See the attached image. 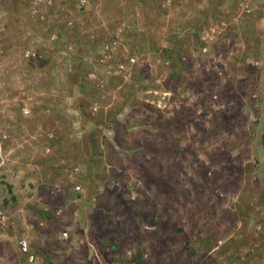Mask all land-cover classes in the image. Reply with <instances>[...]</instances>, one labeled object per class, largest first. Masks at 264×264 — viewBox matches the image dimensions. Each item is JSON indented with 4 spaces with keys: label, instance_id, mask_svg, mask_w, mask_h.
<instances>
[{
    "label": "rangeland",
    "instance_id": "374dc122",
    "mask_svg": "<svg viewBox=\"0 0 264 264\" xmlns=\"http://www.w3.org/2000/svg\"><path fill=\"white\" fill-rule=\"evenodd\" d=\"M32 1L0 0V210L15 223L6 235L0 232V264H25L17 247L22 232H28L40 264H264V226L257 222L264 216V0H88L87 8L71 2L54 6L49 11L59 16L52 20L69 36L58 48L73 44L71 53L80 54L72 63L91 58L90 46L121 25L129 29L122 52L144 53L135 69L142 79L135 78L133 88L135 74L130 81L114 75L101 90L85 84V74L72 92L64 58L23 56L22 43L32 51L50 46L52 16L43 28L44 15L29 14ZM66 21H73L71 30ZM202 35L213 37L207 51L200 49ZM175 43L187 57L182 83L167 82L170 69L157 61L163 60L162 47ZM149 88L158 94H146ZM207 93L212 99L202 101ZM25 106L30 114H24ZM182 107L192 111L179 138L183 151L172 150L168 160L161 152L138 153L147 131L157 128L159 114L170 118ZM214 112L223 118L220 131L221 118L212 120ZM99 116L103 127L95 121ZM113 117L122 125L108 121ZM230 117L234 125L225 124ZM164 137L170 146L177 138L170 132ZM225 150L230 156L212 164L209 153ZM81 155L82 168L96 180L110 181L107 188L94 187L95 201L89 195L70 201L71 210L59 218H42L39 210L57 198L46 194L49 188L61 187L68 195L73 181L84 187L81 176L65 170ZM113 173L121 179V199L113 189ZM203 173L206 179L225 180L216 194L195 191ZM210 198L219 202L206 222L196 212ZM243 202L248 213L231 220V231L217 243H206L207 227L213 225L214 234L221 235L223 214L240 211ZM136 212L152 220L145 222ZM25 221L40 225L27 231ZM50 226L48 237L42 230ZM66 229L70 236L63 239ZM97 237L105 243L99 245ZM46 242L44 254L38 247ZM251 249L254 258L246 255Z\"/></svg>",
    "mask_w": 264,
    "mask_h": 264
},
{
    "label": "trees",
    "instance_id": "16d2710c",
    "mask_svg": "<svg viewBox=\"0 0 264 264\" xmlns=\"http://www.w3.org/2000/svg\"><path fill=\"white\" fill-rule=\"evenodd\" d=\"M1 1H2L3 4H5V2L8 3V0H1ZM4 6H6V5H4ZM4 9L6 11V14L10 15L9 7L8 8L6 7ZM128 30L129 29H127L125 27L124 35H123V41H122V45L120 47V54L124 53V52H122V51H124L123 47L125 46V44L123 42H125V40H126V36L127 35H125V34L127 32L129 33ZM197 35H199V33H197ZM0 36H2V34ZM199 38H200V36H198V39ZM20 39H22V38L19 37V40ZM100 44H101V42L98 45L90 46V49L92 50V52L97 50L98 46ZM21 45L22 46H27L26 43H22ZM206 45H207V43H205L202 39H200V47H204ZM130 47L132 48V46H130ZM90 49H88V50H90ZM124 49H128L130 54H134V55L144 54V53H140V51H136V49H133L134 51L133 50L131 51L129 48H124ZM161 50H162V54H163L162 55L163 63L161 65L163 67L165 66V68L169 67V69H170V73L168 75V81L167 82H169V81L170 82H172V81H177L178 82L179 79H180V82L182 83L186 79V77H184V75H183V72L186 70V59H187L184 48L182 47V45H180L178 43H175V47L174 48L173 47H162ZM78 55H80V54H78ZM96 55H97V57L103 56V55H101L99 53H96ZM70 56H71V59H72V62H73V60H74L73 58L76 57V54L75 53H71ZM158 58H160V56ZM120 59L122 60L123 56ZM140 60H141V58H140ZM166 61H169V64H164V62H166ZM97 64L98 63L96 61L95 62H91L90 58H88V56H85V57H83V59L81 58L77 62L72 63L73 70L69 72L68 78H67L68 79L67 86L70 89V91L73 89L72 86L74 84H78L81 81V77L82 76H84L85 74H87L90 71H94V70L97 71V67H98ZM138 64H139V62L134 65L133 70H132L133 75L134 74L135 75L133 77V83L131 85V88H133L134 87L133 85L136 84L135 78H138L139 80L142 79V76H139L138 74L136 75V73H139V72H137L135 70V69H137L136 67H138ZM81 66L84 67V69H85L84 71H80V67ZM103 73L104 72L101 71V73H99V76L103 77ZM115 77H117V76H115ZM113 78H114V76H112L111 79L108 80L106 85H108L109 83L113 82ZM229 80H231L230 77H229ZM116 81H120V80L117 79ZM208 82H209V80L205 81V83H208ZM84 83L89 85V86H91L92 88H96L98 90H101L100 87H98V86H96L94 84H91L89 80L84 79ZM165 84H166V82H165ZM165 84L163 85L164 88H166ZM190 84L193 85L192 83H190ZM147 85H150V83L147 84ZM80 87L87 88L88 86L84 87V85L80 84ZM134 93H135V90L132 89L130 91V94L134 95ZM212 97H213L212 93H207L202 98V101H205L207 99H212ZM81 102H83V101L79 100V103H81ZM83 106H84V104H80L78 107L80 108V107H83ZM191 113H192V111L190 109L187 108L185 110L182 107V109H179L177 112H175L174 115L170 116V118H166V117H164V115L159 114L158 119H156L155 123H154V125L157 128H155L153 131H151V130L147 131V133L149 134V138L146 140V142L140 143L138 145V147L140 149L138 153H143V152L145 153L146 152V153L150 154L152 152H156V153L157 152H161V153H163V155L165 156V158L167 160L169 159V154H170V152L172 150H175V151L181 153L183 151V149L179 148V144H180L179 138L181 139V137H182L181 136L182 129L186 128L189 120H191V118L189 117V115ZM202 115L203 116L206 115V111H204V113ZM240 116L242 117L243 114H241ZM212 117H213L212 120H214L215 122H216V120L218 118L219 119L221 118L219 121L216 122V129L218 131H220L223 128V126H224L223 118L220 115H218L217 113H215V112L213 113ZM95 121L100 125V127H103V125L105 124V119H104L103 116L97 117L95 119ZM108 121L112 122L115 127L122 125L121 122H119L118 119H116L115 117L109 119ZM227 122L228 123H225V124L234 125L235 124V118L230 117L229 119H227ZM213 131L214 130L208 131L205 134V136L207 138L212 137ZM125 132L129 133L131 136L134 135V134L138 135L137 133H133L132 134L131 132H129L127 130H125ZM141 132H142V130H141ZM169 132L171 133L172 136L176 135V137H177L176 139H173V141L171 143V146H170L169 143L166 144V142H163L166 139V137H164V135H168ZM229 153H230L229 150L219 151V152H212V153L210 152L209 153V157H211L210 160H211L212 164L213 163H217V162L220 163V161H222L224 158L227 159V157L230 156ZM152 158H154V157L151 156V159ZM84 159H85L84 156L81 155V156L77 157L75 164L70 169L69 168H65V170H70L71 171V175L72 176H81L82 180L85 183L84 187H83L82 184L77 183V181H73L72 182V192L69 193L68 195L66 194V191H64V189H62L61 187H56L55 189L54 188L53 189L49 188L46 191V194L48 193V194H51V195H55L57 198H53L50 201V206L49 207H42V209L39 210V214L41 215L42 218H44L46 220L47 219H51V218H59L62 215H64V213L66 214L69 210H71V208L66 206L67 204L70 203V201L72 203H74L75 201L80 202V200L85 198L87 195L91 196V198L93 199V197H94L93 195L95 194V192L93 191L94 187H95V190H97V187L99 185L101 187L103 186L104 188H107V186H108L110 181H108V180H106V181L105 180H96V179L93 178V173L91 172L90 169H87L85 171L82 168V165H80L79 163H81V161H83ZM95 161H92V162L94 163ZM93 163L90 164V166L93 165ZM78 166L80 167V169L78 168ZM206 168L208 170V169L211 168V166L208 165ZM113 175H114V178L117 181V183H119L118 185L114 186L113 189H115L114 192H116L118 199H121L124 196L123 195L124 192L121 189V185H120L121 179L118 177V175H116V173H113ZM149 175H151V174L149 173ZM203 177H204V180H202V182H200V183H196L194 189H195L196 192L204 191V192L208 193V196L210 195L209 191L212 190V193L216 194L215 193V189L216 188H221V186H223V184L225 183V180H223V178L206 179L207 178V173H203ZM163 183L165 185H168L167 182H163ZM78 185L80 186V188L76 189V186H78ZM11 189H12V186L9 185V190H11ZM93 192H94V194H93ZM212 200L213 199L210 198V200L209 199L205 200V201H203V203L200 202V204H199L200 205V210H198L196 212V213H198L199 217H204L206 222H208V217L211 218L216 213V209H214L213 207H215L214 204L218 203L219 201L218 200H213L212 201ZM5 202H7V200H5ZM169 202H170V197L166 196V203H169ZM260 205H264V201H260ZM59 209H62V211H63L62 214H60V215L57 214V211ZM73 209L74 210H72V211L77 213V210L75 208H73ZM247 213H248V208L246 207V204L244 202L241 205L240 211L233 212V211L228 209L225 212V215L223 214V216H222L224 218L226 217L225 218L226 220L224 221V223H222L219 226V230H221V235L217 236L218 232H216L214 234V232H213V228L214 227H213V225H210V227H207V233H206V237H205L206 243H214V242L217 243L218 239L222 235L227 234L228 232L231 231V220L237 219L241 215H246ZM137 216L138 217L140 216V218L143 221H145V222L146 221L148 222V221L152 220V217L150 215H147L148 218H146V214H144V213H137ZM257 218H258L257 222H259L260 224H262L264 226V216H260V217H257ZM194 223L196 224V222H194L192 220V224L193 225H194ZM33 224L36 225V224H39V223H33ZM35 225H34V227H35ZM51 225H57V223H52ZM51 230H52V228L50 226L49 228H44L42 231H44L46 233V235L49 237V236H51ZM66 230H68V229H66ZM97 238L98 239L96 240V242L99 245H101L103 242L105 243V241H103L100 244L101 240H103V239H101L100 237H97ZM172 240H174V239H172ZM49 243L50 242H46L45 246H39L38 247L39 251L41 253L45 254V252L47 251V248L49 247L48 246ZM240 246L241 245H239L237 247L239 248ZM253 249H255L254 246H253ZM253 249H251L250 251H248V253H246L248 258H254V255H255L256 252ZM30 250H31V252H33L32 249H31V245H30ZM18 251H19V253L21 255L20 258H24L25 259V256L20 252L19 249H18ZM154 251H156V247H154ZM102 252H104V249H102ZM22 255H23V257H22ZM174 264H176V263H174ZM250 264H253V263H250Z\"/></svg>",
    "mask_w": 264,
    "mask_h": 264
},
{
    "label": "built area",
    "instance_id": "2783aa9c",
    "mask_svg": "<svg viewBox=\"0 0 264 264\" xmlns=\"http://www.w3.org/2000/svg\"><path fill=\"white\" fill-rule=\"evenodd\" d=\"M61 2H68L69 0H59ZM87 0H79V3L81 5H84ZM54 3V0H35L34 6L32 8L33 13H39L40 9L44 5H51ZM70 25H73V21H69ZM124 26H119L115 29H113L108 37H106L101 44L98 46V49L93 51V56L90 58L91 62H97L98 66H101L104 68L105 71L103 74V77L99 76V73L94 70L90 71L85 75V79L89 80L91 84H94L100 88H104L108 82L109 79H111L114 75H119L121 78H124L123 80L130 81L133 77V67L135 64H137L140 61V55H134L130 54H120V47L122 45L123 41V35H124ZM59 37V32H54L52 34V40H55ZM210 35H206L201 37V39L207 43L206 46L203 47L204 51H207L209 48L210 43L213 41ZM74 50V46L70 45L67 50V54L69 51ZM66 52V51H65ZM92 52V51H91ZM96 53H99L103 56L97 57ZM66 54V53H65ZM25 57H35L37 56L36 52L32 51L31 49L27 48L25 49V52L23 54ZM123 56V59L120 58ZM158 62H161L160 59L157 60ZM164 64H169V61L164 62ZM146 90V89H145ZM154 92V93H152ZM158 91L148 89L145 91L146 94H158ZM24 114H30L31 110L28 106H25L23 108ZM114 186L118 185L119 183H116L117 181L113 178L111 181ZM131 185V183H129ZM121 185V183H120ZM80 186H76V189H79ZM95 201V197H93ZM62 209H59L57 211V214H62ZM13 224L12 219L10 218V215L7 214L6 211L0 210V232L2 234H6L8 230L11 228V225ZM27 231H30L34 228V225L32 223H27ZM63 239H68L70 234L69 231H63L62 233ZM30 236L27 234L24 237H21L17 240V247L20 250V252L25 256V260L27 264H36L37 257L36 255L31 252L30 250Z\"/></svg>",
    "mask_w": 264,
    "mask_h": 264
},
{
    "label": "clouds",
    "instance_id": "9594fccd",
    "mask_svg": "<svg viewBox=\"0 0 264 264\" xmlns=\"http://www.w3.org/2000/svg\"><path fill=\"white\" fill-rule=\"evenodd\" d=\"M73 3V4H75L77 7H85V8H87L88 7V0L86 1V3L84 4V5H81L80 3H79V0H69L68 2H61V1H59V0H54V3L53 4H51V5H44V6H42L41 7V9H40V12L39 13H33L32 12V8H33V6H34V3H35V0H33L32 2H31V6H30V8H29V14H31V15H33L34 17L36 16V18H38V17H43V15H44V17L40 20V22L42 23V27H46V24H47V21H48V17H49V14H51V20H52V18L53 17H55V18H57L59 15H57V14H54V13H52L51 11H49V9H51L52 7H54V6H57V5H60V4H63V3ZM47 6H49L48 8H47ZM44 8H46V9H44ZM53 22V20L50 22V25L51 26H49L48 28L49 29H51V30H49L50 32H49V34H48V38L46 39V41H48V43H54V42H57V40H59V39H61V38H64V39H66L67 40V38L69 37H66L67 35L66 34H64L65 32H63L62 30H60V29H58L59 28V26H58V23L55 25V24H51ZM65 25H67V27H66V29L67 30H71L72 28L71 27H69L68 25H69V23H68V21H66V23H65ZM47 28V27H46ZM57 28V30H55ZM54 32H59V37L57 38V39H55V40H52V34L54 33ZM70 45H73V44H69V45H65V47H64V49H58V50H56L55 51V53L54 52H52L51 51V54H54V56L56 55L57 57H61V58H64V60H63V64H65V65H68L70 68L72 67V59H71V56H70V54H71V52L73 51H69V53L67 54V50H68V47L70 46ZM29 49H31L30 47H28ZM43 48H45V46L43 47ZM42 47H38L37 46V48H35L34 49V52H36V54H37V56H35L37 59H39V58H42V56H41V54L43 55V53H41V51L40 50H44ZM200 49H203V47H200ZM32 50V49H31ZM66 51V52H65ZM48 52H50V51H48ZM58 53V54H57ZM66 53V54H65ZM74 53V52H73ZM45 55V54H44ZM47 55V54H46ZM48 55H50V54H48ZM78 54H76V56H77ZM51 56V55H50ZM35 57H28L29 59H36ZM163 63V60H161V62H159V64H162ZM58 67H59V65H58ZM161 83V82H160ZM27 264V263H26Z\"/></svg>",
    "mask_w": 264,
    "mask_h": 264
},
{
    "label": "crops",
    "instance_id": "0c3cea01",
    "mask_svg": "<svg viewBox=\"0 0 264 264\" xmlns=\"http://www.w3.org/2000/svg\"><path fill=\"white\" fill-rule=\"evenodd\" d=\"M5 8H6V6H5ZM51 24H57V22H52ZM51 26V25H50ZM59 27H60V29L62 30L64 27H62L61 25H59ZM21 28V27H20ZM43 28H46V27H43ZM23 33V32H22ZM30 40V39H29ZM62 40H66V39H64V38H61V39H59V40H57V42H54V43H48L47 45H50V46H45V49L44 50H40L41 51V53H43V54H50L51 55V57L53 58L54 57V55H52L51 54V51L52 52H54L55 53V51L56 50H58L59 48L58 47H61L60 46V44H61V42H62ZM41 46H43L42 45V43L40 44ZM24 49H27V46H26V48H24ZM48 51H50V52H48ZM49 55V56H50ZM56 56V55H55ZM63 64V63H62ZM59 65V62L57 63V65H56V67ZM65 67V64H63V68ZM59 68H60V65H59ZM61 69V68H60ZM73 70V66L70 68V71H72ZM69 71V72H70ZM69 72L67 73V74H69ZM11 186V185H10ZM5 200H7V202L9 201L8 199H5ZM4 200V201H5ZM7 202H5V203H7ZM26 223H24V227L25 226H27V221H25ZM15 227V223L13 222V224L11 225V228L8 230V232L7 233H9V231H11V230H13V228ZM23 234H20L18 237H17V240L19 239V238H21V237H23V236H25L26 234H24V232H22ZM2 234V233H1ZM2 235H6V234H2ZM54 252H55V254H58L55 250H54ZM18 254H20L19 252H18ZM37 257V256H36ZM24 262H25V264H26V260L24 259ZM36 264H40L39 263V261H38V259H37V261H36Z\"/></svg>",
    "mask_w": 264,
    "mask_h": 264
},
{
    "label": "flooded vegetation",
    "instance_id": "af4514ba",
    "mask_svg": "<svg viewBox=\"0 0 264 264\" xmlns=\"http://www.w3.org/2000/svg\"><path fill=\"white\" fill-rule=\"evenodd\" d=\"M46 56H49L48 54ZM51 57V56H50Z\"/></svg>",
    "mask_w": 264,
    "mask_h": 264
}]
</instances>
